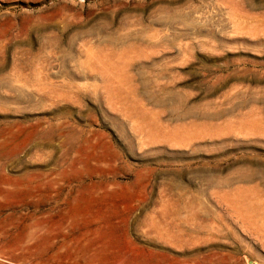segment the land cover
I'll use <instances>...</instances> for the list:
<instances>
[{"label": "rangeland", "instance_id": "1", "mask_svg": "<svg viewBox=\"0 0 264 264\" xmlns=\"http://www.w3.org/2000/svg\"><path fill=\"white\" fill-rule=\"evenodd\" d=\"M0 264H264V0H0Z\"/></svg>", "mask_w": 264, "mask_h": 264}, {"label": "bare ground", "instance_id": "2", "mask_svg": "<svg viewBox=\"0 0 264 264\" xmlns=\"http://www.w3.org/2000/svg\"><path fill=\"white\" fill-rule=\"evenodd\" d=\"M198 138V137H197ZM201 139V138H200ZM202 140V139H201ZM200 141V140H199Z\"/></svg>", "mask_w": 264, "mask_h": 264}]
</instances>
